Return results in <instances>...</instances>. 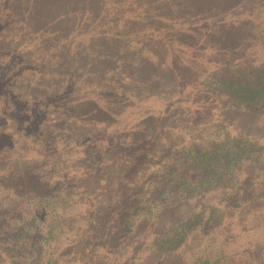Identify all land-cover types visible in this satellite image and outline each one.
Here are the masks:
<instances>
[{"label":"rangeland","instance_id":"rangeland-1","mask_svg":"<svg viewBox=\"0 0 264 264\" xmlns=\"http://www.w3.org/2000/svg\"><path fill=\"white\" fill-rule=\"evenodd\" d=\"M253 1L0 0V183L12 186L14 196L36 190L53 199L75 198L73 213L65 212L81 220L75 222L80 235L91 236L84 230L96 228L95 218L107 210L111 183L117 180L121 190L131 178L137 187L127 186L123 196L142 195L148 169L140 170L137 152L165 136L167 123L178 124L192 112L187 87L200 80L204 64L163 67L156 60L180 58L181 44L220 39L219 29L236 16L233 9L221 20L218 6L244 2L247 8ZM126 82L127 88L121 85ZM227 116L244 128L240 117ZM16 208L10 212L18 213ZM175 211L185 215L188 208ZM149 225L143 230L158 229ZM73 228L71 253L59 264H79L92 253L94 236L77 240ZM125 238L117 234L111 245L126 255L129 249L119 240ZM105 251L96 246L94 262L106 258ZM145 259L128 264H153Z\"/></svg>","mask_w":264,"mask_h":264},{"label":"trees","instance_id":"trees-1","mask_svg":"<svg viewBox=\"0 0 264 264\" xmlns=\"http://www.w3.org/2000/svg\"><path fill=\"white\" fill-rule=\"evenodd\" d=\"M246 4L218 6L221 20L233 9L236 16L229 28L219 29L223 39L181 44L180 58L156 60L163 67L204 64L200 80L187 87L192 112L178 124L167 123L165 136L147 141L137 152L140 170L148 169L142 173V195L123 196L127 186L137 187L131 178L121 190L117 180L111 183L104 200L107 210L99 221L95 218L96 228L84 230L94 236L92 253L79 264L94 262L96 246L106 250L102 253L106 258L98 256L93 264H128L145 258L153 264H264V0L247 8ZM209 32L205 36L212 38ZM247 49L254 52L251 58L245 56ZM156 84L161 88L160 81ZM227 114L240 117L244 128L225 120ZM134 159L127 160L124 173ZM12 189L0 183V264L66 261L73 226L79 225L77 240L87 236L80 235L76 214L67 213H73L76 199H53L36 190L14 196ZM14 204L19 212L12 214ZM181 206L188 208L185 215L176 214ZM30 223L35 225L29 227ZM146 225L158 229L144 231ZM120 233L127 237L119 239L129 249L126 255L111 245Z\"/></svg>","mask_w":264,"mask_h":264}]
</instances>
